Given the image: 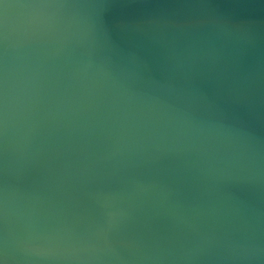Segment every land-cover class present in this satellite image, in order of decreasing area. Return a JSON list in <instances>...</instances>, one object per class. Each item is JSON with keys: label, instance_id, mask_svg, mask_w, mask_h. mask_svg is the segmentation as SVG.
<instances>
[{"label": "water", "instance_id": "obj_1", "mask_svg": "<svg viewBox=\"0 0 264 264\" xmlns=\"http://www.w3.org/2000/svg\"><path fill=\"white\" fill-rule=\"evenodd\" d=\"M0 264H264V0H0Z\"/></svg>", "mask_w": 264, "mask_h": 264}]
</instances>
